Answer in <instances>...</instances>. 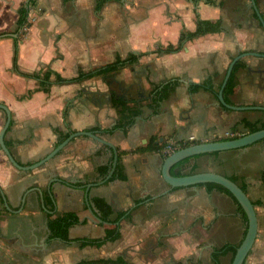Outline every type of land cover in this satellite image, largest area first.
I'll return each instance as SVG.
<instances>
[{
	"label": "crops",
	"instance_id": "obj_1",
	"mask_svg": "<svg viewBox=\"0 0 264 264\" xmlns=\"http://www.w3.org/2000/svg\"><path fill=\"white\" fill-rule=\"evenodd\" d=\"M29 2L0 0V35H6L0 38V103L11 112L6 146L23 166L39 162L76 131L95 133L115 151L79 136L45 165L22 171L0 147V264H76L118 256L136 264H211L215 248L239 245L248 222L233 198L213 183L172 187L162 167L180 149L163 152L172 140L185 141L183 148L229 140L251 133L244 122H264V110H233L218 98L233 59L258 52L263 55L235 63L223 96L230 105L264 106V28L251 0H107L100 7L98 0H33L26 26L18 28L19 8ZM256 4L264 18V0ZM201 20H220L222 30L187 41L173 53L155 52L177 45L182 32L196 31ZM15 39L20 70L49 67L66 79L117 57L144 55L119 72L54 83L44 92L38 80L15 71ZM171 80L178 81L176 89L153 103L152 88ZM207 80L208 88L201 87ZM196 85L200 88L193 91ZM113 97L129 101V109L115 107ZM5 120L0 109V132ZM163 142L160 151L148 149ZM115 155L125 180L115 176L117 164L107 179ZM188 159L172 174L212 171L246 185L258 233L244 264H264V139ZM86 198L97 210L96 199H103L115 214L129 213L120 222L119 239L81 248L52 238L49 221L68 213L78 217L70 239L114 232V224L91 214ZM231 258L221 257V264H231Z\"/></svg>",
	"mask_w": 264,
	"mask_h": 264
},
{
	"label": "trees",
	"instance_id": "obj_2",
	"mask_svg": "<svg viewBox=\"0 0 264 264\" xmlns=\"http://www.w3.org/2000/svg\"><path fill=\"white\" fill-rule=\"evenodd\" d=\"M105 1L107 0H98V7H100L102 3ZM32 4H34V2L33 0H30L28 5L26 6L23 5L22 7L19 8V11H18L19 18L17 22L18 28H23L26 26L27 17L29 13V5H32ZM221 30H222V22L220 20H217L215 22L209 21V20H201L199 27L197 28L196 31L185 30L182 32L179 43L177 45L169 44L166 48H159L155 52L158 54L173 53V52L183 49L184 44L187 41H191L207 33L219 32ZM18 53H19V43H18V39H15L14 57H13V66H14L15 71L26 78H33V79L38 80L40 83L41 89L44 92L50 91V88L54 83L63 84V83H70V82H80V81L92 79L97 76L104 77L114 72H119L124 68L131 67L132 65L138 63L139 59L144 55V53L140 55L130 54L125 59L121 57H117L114 63H111L104 67L96 68L90 71L81 70L78 73L77 77L73 79H66V78H63L57 72L53 71L49 67L42 69L39 72H33V73H28V72H24L20 70L18 66ZM209 83H210V80H207L206 83L200 86L201 87L204 86L208 88ZM178 85L179 83L177 80H171L164 84H159V85L154 86L151 90L153 103L158 104L161 101L166 100L171 95V93L176 89ZM200 86L196 85L192 88V90L193 91L197 90L200 88ZM31 95H32V91L29 92L28 96H31ZM130 101H133V100H130ZM129 103H130L129 101L124 100L121 97H117V98L113 97V105L117 108L128 110ZM129 117L130 115L128 116V118ZM243 124L249 129L250 132L264 129V122H261V123L244 122ZM122 126L125 127L124 124H122ZM233 138H236V137H233ZM62 139H64V137H62L61 140ZM222 140H228V139H222ZM192 143H197V142H192ZM163 145H164V142L153 144L151 147H148V149L153 150V151H160L162 150ZM188 145L189 144H187V146ZM188 160L189 159H186L178 165H184ZM193 172L194 170H192L190 174ZM101 173L103 174L104 172H101ZM115 176L121 180L126 179L124 168L122 164L120 163V161H118L116 171H115ZM263 178H264V174H263ZM232 180L235 181L237 184H239V186L246 192V185L238 183V181L235 179H232ZM210 186L217 187L221 191L231 196L233 200L239 205V208L242 209L240 211L245 215L243 208L241 207L237 199L233 196V194L230 191H228L224 187L217 185V184H210ZM96 206L98 208V212L103 222L115 225V230L111 235L105 236L103 238L70 239L69 229L73 224L78 222V217L74 213H68L66 215L58 217V219L49 221V229L51 231L52 238H58L67 243L77 242L81 248H84L86 246L100 247L107 242H114L117 239H119L121 237L120 222L124 218H128L129 213L122 212V213L115 214L111 206L108 205L103 199H96ZM238 246L239 245L226 244L222 247L215 248L211 256V259H212L211 264H221V257L229 253L232 255V258H231V263H232ZM76 264H136V263L126 259L123 256H118L117 258L83 259Z\"/></svg>",
	"mask_w": 264,
	"mask_h": 264
},
{
	"label": "water",
	"instance_id": "obj_3",
	"mask_svg": "<svg viewBox=\"0 0 264 264\" xmlns=\"http://www.w3.org/2000/svg\"><path fill=\"white\" fill-rule=\"evenodd\" d=\"M253 8L256 10L258 18L264 28V18L257 9L256 0H251ZM10 36L15 37L16 34H9ZM6 35H0V38L5 37ZM247 55H263L258 52H248L244 54L238 55L236 58L233 59L231 62L226 76L224 78V82L222 84L221 90L219 92L218 98L222 105L226 106L227 108L233 109V110H249V109H260L264 110V106H235L230 105L226 103L223 91L226 87L231 74L233 72V68L235 63L241 59L243 56ZM0 109L3 110L6 114V120L2 127V130L0 132V147L7 156L9 162L17 169L22 171H30L34 170L38 167H41L45 165L48 161H50L53 157H55L59 152L63 151V149L76 137L83 136V137H89L93 140L102 143L104 145H107L109 148L115 151V147L110 144L109 142H106L102 140L98 135H96L93 132L90 131H76L71 133L64 141H62L60 144H58L51 152L47 154L43 159H41L39 162H36L35 164H32L30 166H23L21 165L11 154V151L5 144V134L10 126L11 123V112L7 108L6 105L0 103ZM264 139V129H260L251 133H248L246 135H243L239 138L229 139V140H216V141H208V142H200L195 143L189 146H186L184 148H181L171 155H169L165 162L163 163L162 167V176L164 179L168 182V184L172 187H185V186H191V185H197V184H207V183H213L220 185L230 191L233 196L237 199L241 207L243 208L246 216H247V232L244 236V239L237 247L236 253L234 255L233 261L231 264H244L246 262V259L251 252L253 245L255 244L257 233H258V218H257V212L255 209V205L252 202V200L249 198L248 194L237 184L235 181L230 179L227 176H224L222 174L212 172V171H205V172H198L193 173L190 175H184V176H175L172 174V168L178 164L179 162L196 157L198 155L207 154V153H216L221 152L225 150H233V149H240L245 148L249 145H252L260 140ZM117 164V155L114 157V161L111 165V172L109 173V176L107 179H109L115 170ZM104 181L102 180V183ZM98 184V183H96ZM93 184H89L86 186L88 189ZM86 201L89 203L90 207L89 210L91 214L100 222H103V220L100 218L98 210L95 208L94 204L90 203L87 198Z\"/></svg>",
	"mask_w": 264,
	"mask_h": 264
},
{
	"label": "built area",
	"instance_id": "obj_4",
	"mask_svg": "<svg viewBox=\"0 0 264 264\" xmlns=\"http://www.w3.org/2000/svg\"><path fill=\"white\" fill-rule=\"evenodd\" d=\"M227 135L229 136H233V133H228ZM194 137L191 136L189 138V141H194ZM185 141H175V140H172L170 141L168 144H166V146L164 147L163 149V152L166 153V154H171L172 152H174L175 150L177 149H181L183 148V145H185Z\"/></svg>",
	"mask_w": 264,
	"mask_h": 264
}]
</instances>
